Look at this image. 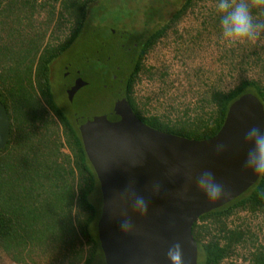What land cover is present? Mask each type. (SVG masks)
Returning a JSON list of instances; mask_svg holds the SVG:
<instances>
[{
    "label": "trees",
    "instance_id": "obj_1",
    "mask_svg": "<svg viewBox=\"0 0 264 264\" xmlns=\"http://www.w3.org/2000/svg\"><path fill=\"white\" fill-rule=\"evenodd\" d=\"M102 2L0 0V102L11 125L9 143L0 151V264H106L97 233L99 180L76 116L59 103L52 81L56 61L85 39V46L93 43L99 31L89 40V24ZM201 4L206 0H182L155 30L135 40L113 31L99 47L119 83L125 78V95L137 118L155 131L193 141L214 138L231 106L246 95L264 107V32L255 41L230 46L221 41L216 0L204 13L198 10ZM159 13L154 9L146 23ZM253 14L264 21L255 7ZM171 40L183 62L218 49L214 74L220 81L230 79L232 86L211 85L201 76V84L175 88L167 61L161 67L151 63L155 49ZM143 85L151 89L147 96L140 95ZM167 100L175 107L150 111L153 101ZM261 192L264 175L245 194L195 223L198 264H264Z\"/></svg>",
    "mask_w": 264,
    "mask_h": 264
},
{
    "label": "water",
    "instance_id": "obj_2",
    "mask_svg": "<svg viewBox=\"0 0 264 264\" xmlns=\"http://www.w3.org/2000/svg\"><path fill=\"white\" fill-rule=\"evenodd\" d=\"M123 82L125 78L112 85L113 107L106 114L76 115L100 184L102 212L97 233L105 262L169 264L167 249L180 243L184 264H198L199 249L192 234L195 223L245 194L261 177L243 166L249 148L243 134L252 126L264 125V107L256 97L246 95L231 106L214 138L193 141L155 131L139 120ZM84 86L78 80L68 91L71 102ZM10 127L9 114L0 102V151L9 143ZM205 170L212 171L225 188V196L215 203L195 186V177ZM137 195L147 201L148 214L133 216L135 231L124 235L120 219L132 216L131 201Z\"/></svg>",
    "mask_w": 264,
    "mask_h": 264
},
{
    "label": "rangeland",
    "instance_id": "obj_3",
    "mask_svg": "<svg viewBox=\"0 0 264 264\" xmlns=\"http://www.w3.org/2000/svg\"><path fill=\"white\" fill-rule=\"evenodd\" d=\"M181 1L169 0L167 4V0H103L101 6H98L93 11L92 20L89 24V29L91 30L87 34L89 40L94 31H99L94 36L91 46H85V41L88 40H83L75 50L61 57L52 66L53 87L59 103L75 116L85 117L106 114L113 107V100L110 96V84L117 75L113 70V65L112 69L111 65L98 59L100 57L98 56L97 49H99L102 43L105 44L110 41L109 33L113 31L115 33H128L135 40L139 38L141 32L155 30L178 9ZM213 3L214 0H206V4H201L198 10L204 13L209 10ZM156 8L160 10L159 16L156 17L155 22L147 24L146 21L149 20V16ZM115 46V44L110 43L109 49H114ZM79 55L89 58L90 62H87L85 59L81 64L86 65L84 68L81 67L82 79L80 78L85 86L81 89L80 93L75 95V102L71 104L65 93V85L68 82L64 79V72L67 64L76 62ZM218 56V49L206 52L202 50V53L192 55L189 62L184 57L185 62H183L176 58L177 52H175L173 41L171 40L170 44H161L155 49L151 57V63L161 67L167 61V67L171 75L170 80L171 82H175V88L186 90L188 89L189 82L194 83V86L201 84L198 77L202 76V81L207 80L211 85H222L224 88L229 89L233 84L232 81L230 79L220 81L216 74H214L217 68L215 63L218 60ZM121 60L122 57L117 59L114 64H118ZM78 64L79 62L74 68ZM90 65L92 66L90 67ZM140 91V95L143 96L151 93V89L147 85L141 86ZM185 102L189 103L191 100L188 99ZM172 106L175 107V105H170L168 100L167 104L164 102L157 104L153 101L150 111L162 113L164 110H170Z\"/></svg>",
    "mask_w": 264,
    "mask_h": 264
},
{
    "label": "clouds",
    "instance_id": "obj_4",
    "mask_svg": "<svg viewBox=\"0 0 264 264\" xmlns=\"http://www.w3.org/2000/svg\"><path fill=\"white\" fill-rule=\"evenodd\" d=\"M219 13V27L221 41L230 46L243 45L255 41L264 32V21L253 14V7L257 9V16H264V0H216ZM243 142L249 146L244 168L256 176L264 175V125L248 128L243 134ZM222 147V146H221ZM195 186L210 203L222 199L226 192L210 170L202 171L195 177ZM159 191V186L154 185ZM264 197V192L259 193ZM132 216L125 214L120 219V230L124 235L135 231L133 216L146 217L148 203L143 196L137 195L131 201ZM169 264H184V252L180 243H175L167 249Z\"/></svg>",
    "mask_w": 264,
    "mask_h": 264
},
{
    "label": "flooded vegetation",
    "instance_id": "obj_5",
    "mask_svg": "<svg viewBox=\"0 0 264 264\" xmlns=\"http://www.w3.org/2000/svg\"><path fill=\"white\" fill-rule=\"evenodd\" d=\"M115 34V33H114ZM123 41V40H122ZM128 42H126V40L122 43V46H125L126 44H127ZM97 53H98V56L100 57L99 59H101L102 61L104 60V58H105V54L103 53V52H105V51H102L101 49H97ZM102 57V58H101ZM82 58H83V60H82ZM85 59L87 60V62H89V58H86L84 55H79L78 57H77V61L76 62H74V63H68L67 64V66L65 67V72H64V74H65V76H64V79H65V81H67L68 82V84L67 85H65V93H66V95L68 96V99H69V95H68V91L70 90V89H72L73 87H75L76 86V83L78 82V80H80V78L82 79V70H81V67L82 68H84V67H86V65H81L82 64V62H84L85 61ZM110 60V59H109ZM79 62V64H78V66H76V68H74V66L77 64ZM74 64V65H73ZM107 64V63H106ZM117 83H119V77L118 76H116L115 78H114V80L113 81H111V84H110V86L112 87V85L113 84H117ZM110 90H111V88H110ZM80 91H81V89L77 92V93H80ZM76 93V94H77ZM75 97H74V99H73V101L71 102L70 100V103L71 104H73L75 101Z\"/></svg>",
    "mask_w": 264,
    "mask_h": 264
}]
</instances>
